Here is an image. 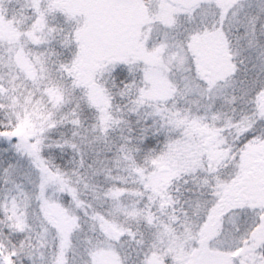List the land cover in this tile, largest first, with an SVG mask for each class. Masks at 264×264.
Masks as SVG:
<instances>
[{
  "label": "snow or ice",
  "instance_id": "6c2138e0",
  "mask_svg": "<svg viewBox=\"0 0 264 264\" xmlns=\"http://www.w3.org/2000/svg\"><path fill=\"white\" fill-rule=\"evenodd\" d=\"M0 264H264V0H0Z\"/></svg>",
  "mask_w": 264,
  "mask_h": 264
}]
</instances>
